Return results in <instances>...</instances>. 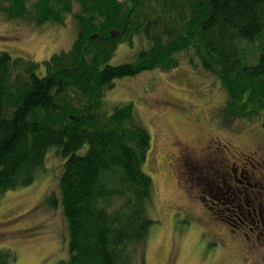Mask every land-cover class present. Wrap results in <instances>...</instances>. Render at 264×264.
<instances>
[{
	"label": "trees",
	"instance_id": "16d2710c",
	"mask_svg": "<svg viewBox=\"0 0 264 264\" xmlns=\"http://www.w3.org/2000/svg\"><path fill=\"white\" fill-rule=\"evenodd\" d=\"M0 0L7 20L35 26L73 17L68 49L41 62L0 50V193L31 184L53 146L62 158L59 201L68 257L57 264H131L156 223L143 168L150 135L132 102L108 107L115 80L169 71L181 54L224 90L219 119L264 125V0ZM139 41L110 63L118 45ZM50 194L46 200L53 203ZM15 252L0 247V264Z\"/></svg>",
	"mask_w": 264,
	"mask_h": 264
},
{
	"label": "rangeland",
	"instance_id": "374dc122",
	"mask_svg": "<svg viewBox=\"0 0 264 264\" xmlns=\"http://www.w3.org/2000/svg\"><path fill=\"white\" fill-rule=\"evenodd\" d=\"M71 11L78 12L74 0ZM64 20L35 26L0 13V50L41 62L70 47L75 37L71 13ZM139 46L137 39L132 45L120 43L110 63L129 59ZM179 60L169 71L148 69L117 79L105 91L108 107L132 102L150 135L142 168L151 177L148 214L156 223L133 251L131 264H264V232H258L264 206L244 193L249 180L239 160H234L237 181L229 177L233 173L215 176L195 163L211 146L225 157L258 154L251 159L257 165L264 157V125L256 117L225 125L219 119L224 90L218 80L190 64L187 54ZM181 155L187 166L173 159ZM61 164L51 146L31 184L0 193V247L14 250V264H57L68 257L67 224L59 201ZM260 168L264 170V164L255 170ZM50 194L53 203L46 200Z\"/></svg>",
	"mask_w": 264,
	"mask_h": 264
},
{
	"label": "flooded vegetation",
	"instance_id": "af4514ba",
	"mask_svg": "<svg viewBox=\"0 0 264 264\" xmlns=\"http://www.w3.org/2000/svg\"><path fill=\"white\" fill-rule=\"evenodd\" d=\"M162 103H166V105H172L170 104V101H164ZM212 149V150H208V149ZM207 149V151L203 152V156H201V158H197L195 157V163L197 164V166H199V168H202L204 170H206V173L210 174H214L215 176H217L216 174L218 172H220V174H222V176L224 175H230L231 173H233L232 176H229L230 178H232L233 180H236V173H237V167L239 166L240 169L245 172L248 176V180L249 182L247 183V186H243V190L244 193L248 196H250L252 199V202H256L258 203L259 207L262 208L264 206V170H262V168L256 169L259 166L263 167L264 164V157H262L260 159V161L257 160L256 164H253L254 162H251V159H256V157H258V154L255 155H245V153L241 152V157L242 158H238L237 156L233 157L234 154H229V157H225L223 155V151L221 152L220 148H212L211 146H207V148H204V150ZM182 152V150L180 151ZM229 153V152H228ZM195 156L197 154L193 153ZM258 155V156H257ZM183 156L185 157V155H181L180 157L175 156L173 159L178 160L179 161V165H184L187 166L188 164L185 162L186 159L183 158ZM189 156V155H188ZM246 156L248 158H246ZM233 157V159H232ZM239 161H236V160ZM234 160L239 164L238 166H236V162H234ZM234 165V166H232ZM215 166L218 169H212V167ZM250 167V168H249ZM254 168V169H252ZM189 170H191L188 167ZM222 178V177H220ZM235 188L238 189L237 186H234ZM238 192H242L238 189ZM248 202H244V204L247 205ZM254 204V203H253ZM252 205V204H251ZM255 208L252 207V212H254ZM261 226V225H260ZM259 229V233H263L264 232V224H262L261 228ZM255 243V242H254Z\"/></svg>",
	"mask_w": 264,
	"mask_h": 264
}]
</instances>
